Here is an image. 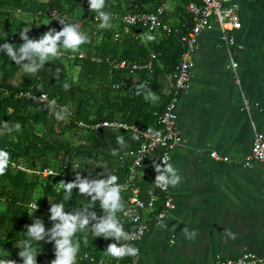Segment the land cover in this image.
<instances>
[{
    "label": "trees",
    "instance_id": "1",
    "mask_svg": "<svg viewBox=\"0 0 264 264\" xmlns=\"http://www.w3.org/2000/svg\"><path fill=\"white\" fill-rule=\"evenodd\" d=\"M169 1L105 0L104 10L111 13V27L99 29L100 21L94 20L96 13L89 11L87 0H0V44L19 46L23 43L19 32L25 28H29L30 39H39L50 28L59 31L62 26L58 17H67L78 24L89 37L74 58L52 59L35 75L23 73L20 65L0 52V123L19 122L22 126L20 132L0 134V149L10 154L11 160L5 174L0 175V259L9 253L7 259L22 262L17 244L26 238L25 226L33 219H42L46 229L52 226L49 201L64 202L61 180L73 181L78 171L82 178H103L100 174L104 173L114 174L123 181L132 163L131 152L144 140L143 132L155 133L162 128L158 115L172 95V75L182 52L180 37L193 24L187 4H199L200 0H176V14L168 8L164 11L163 20L174 28L171 33L149 32L140 24L125 26L121 17L127 11L154 12ZM258 1L264 7V0ZM51 12L55 13L54 17ZM145 34L154 39L147 40ZM79 53L83 54L80 58ZM150 53L155 58L149 68L114 69L108 62L118 59L142 64ZM65 84L69 85L68 90ZM140 85L153 91L158 99H147L143 89L137 94ZM21 90L29 91L30 96L17 97ZM39 93H46L49 101L54 99L60 106L70 105L72 115L56 120L47 110L48 102L36 100ZM106 120L134 125L137 132L92 127ZM117 136L124 137L125 147L117 143ZM113 149L117 150L116 155H112ZM163 150V147L155 148L136 171L135 185L140 197H146L150 189L158 192L153 214L164 200V194L155 184L153 167ZM45 168L53 169L57 175L44 176ZM77 191L74 189L72 199L65 203V211L81 207L90 199ZM121 196L126 207L129 193L122 192ZM93 211L98 217L103 215L99 202ZM118 215L128 233L136 229L137 224L122 213ZM85 236L87 245L83 242ZM75 239L80 241L77 264H89L82 259L84 254L101 259L104 264L132 261V256L118 260L106 252L108 244L116 242L111 238L95 237L87 230L78 232ZM127 243L137 245L131 240ZM35 246L40 250L37 264H50L55 258L53 243L42 241Z\"/></svg>",
    "mask_w": 264,
    "mask_h": 264
},
{
    "label": "crops",
    "instance_id": "2",
    "mask_svg": "<svg viewBox=\"0 0 264 264\" xmlns=\"http://www.w3.org/2000/svg\"><path fill=\"white\" fill-rule=\"evenodd\" d=\"M232 1L240 28L223 38L214 25L197 36L190 86L176 107L182 141L169 163L181 179L168 186L173 208L162 225L148 226L130 264L264 256V161L243 165L255 132L264 131V7L258 0ZM210 151L228 161L214 160Z\"/></svg>",
    "mask_w": 264,
    "mask_h": 264
},
{
    "label": "clouds",
    "instance_id": "3",
    "mask_svg": "<svg viewBox=\"0 0 264 264\" xmlns=\"http://www.w3.org/2000/svg\"><path fill=\"white\" fill-rule=\"evenodd\" d=\"M89 11L96 13V18L100 21L99 29H107L111 27V13L105 11V0H87ZM61 30L57 31L50 28L44 32L39 39H30L27 35L29 28H25L19 32L20 39L23 41L19 46L12 43L0 44V52H3L9 59L20 65L21 71L28 75H35L40 71L46 62L61 57L64 52L77 53L80 46L88 42L89 37L85 31H82L76 23L70 22L67 17L57 18ZM146 35V39L151 41L154 39L151 35ZM65 90H68L69 85H64ZM146 91V98L157 100L158 97L153 91L147 89L145 85H140L137 91ZM47 110L56 120L62 121L72 115L71 106H60L53 99L48 101ZM22 131V126L19 122L10 124L9 122L0 123V134ZM138 139V137H133ZM117 143L121 147H125L123 136L116 137ZM117 150H112V155H116ZM10 154L0 149V175H4L10 165ZM78 167V166H77ZM157 175L155 176V184L157 187L166 188L169 185L176 186L181 177L171 163L162 161V164L153 165ZM57 174L52 173V176ZM103 178L96 177H81L79 172H76L75 179L71 182L60 181V187L63 189L64 202L50 203L49 220L52 222L50 228H45L44 222L40 218L33 219L30 225H26V238L17 244L20 249L18 256L22 264H37V255L40 250H37L36 244L43 241L45 243H53L55 258L50 264H77V256L80 250V241L75 239L78 232H86L90 230L95 237H103L104 239H113L115 243H110L107 246L106 252L115 259H123L128 256H136L139 249L127 241L130 240V234L125 230L124 224L121 222L119 215L128 214L125 208L122 191L126 186L118 183V177L114 174L105 175L101 173ZM83 197H89L87 203L78 208L65 211V203L72 199L73 190ZM99 202V207L103 212L102 216H97L93 208ZM36 204L34 212L37 210ZM85 245L88 241L84 237ZM122 242V243H121ZM0 259V264H16L15 260Z\"/></svg>",
    "mask_w": 264,
    "mask_h": 264
},
{
    "label": "built area",
    "instance_id": "4",
    "mask_svg": "<svg viewBox=\"0 0 264 264\" xmlns=\"http://www.w3.org/2000/svg\"><path fill=\"white\" fill-rule=\"evenodd\" d=\"M255 1V0H250ZM167 6L162 5L154 12H125L121 21L125 26H132L140 24L146 28L147 31H161L165 33H171L174 28L169 23L165 22L162 18ZM187 11L191 14L193 24L191 28L181 35L180 41L182 45V52L180 59L175 66L173 72V91L170 99L165 104L163 110L159 113L158 119L162 128L155 133L143 132L144 140L140 145L131 152L132 163L128 168V175L123 180H118V183L125 185L126 188L122 192H128V204L125 207L128 211L127 215H123L124 218L137 224L136 229L131 231L130 240L138 243V241L144 235L148 226H160L166 219L167 213L173 208L172 197L169 194L168 187L159 188V192L164 194V200L161 204V208L153 214L156 208V201L158 199V192L150 189L147 191L146 197H140L139 188L135 185L137 169L142 166V163L148 158V156L157 147H163L164 150L160 155L157 164H162V161L169 163L170 153L173 148L180 144L182 141L181 130L176 123V107L182 94H185L190 86V74L194 67L193 54L197 45V36L203 30H209L214 25L220 27L223 32V38H226V32L239 29L241 26L240 18L238 15V5L232 0H200L199 4L190 2L187 4ZM52 17L55 13L51 12ZM94 20L98 21L96 14H94ZM115 37H118V33H115ZM233 38L228 37V43L232 44ZM75 53L64 52L61 57L74 58ZM83 54L79 53L78 57H82ZM155 58L154 53H150V57L147 61L140 64L139 62H130L127 60L110 59L108 62L114 69H130L135 70L141 67L149 68L152 64V60ZM232 68L236 67V63L233 62L230 65ZM118 88V85L114 86ZM29 91H19L17 97H29ZM36 100L39 102H48L49 98L46 93H39L36 95ZM156 114V113H155ZM109 127L112 129H124L137 132V128L134 125H129L119 121H102L92 125L94 129L99 127ZM210 156L214 160L228 161L227 156H221L215 151H210ZM254 161H264V131L255 132L252 147L250 153L244 158L243 165L250 166ZM56 172L53 169L45 168L42 171L44 176L52 175ZM157 175L154 172V179ZM264 194V188H263ZM34 207V204H31ZM137 248V246H135ZM82 259L87 260L89 264H104V261L95 259L89 254H84ZM16 261V264H22L18 259H12ZM264 263V256H257L253 253H244L235 258H219L214 260L210 264H259Z\"/></svg>",
    "mask_w": 264,
    "mask_h": 264
},
{
    "label": "rangeland",
    "instance_id": "5",
    "mask_svg": "<svg viewBox=\"0 0 264 264\" xmlns=\"http://www.w3.org/2000/svg\"><path fill=\"white\" fill-rule=\"evenodd\" d=\"M174 1L176 2V0H171V1H169V2L167 3V5H168L170 2L172 3V2H174ZM171 3H170V4H171Z\"/></svg>",
    "mask_w": 264,
    "mask_h": 264
}]
</instances>
